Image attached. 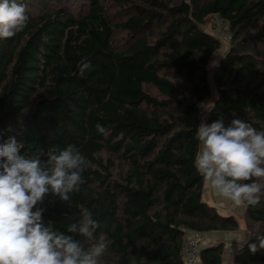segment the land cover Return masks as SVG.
Masks as SVG:
<instances>
[{"label":"trees","instance_id":"trees-1","mask_svg":"<svg viewBox=\"0 0 264 264\" xmlns=\"http://www.w3.org/2000/svg\"><path fill=\"white\" fill-rule=\"evenodd\" d=\"M24 3L27 26L0 39V144L15 136L44 166L74 144L90 161L70 205L46 197L45 223L66 232L88 208L108 244L97 264H184L188 231L237 229L203 197L195 137L202 101L214 104L206 123L240 118L264 131V0ZM217 19L230 38L210 73ZM244 209L248 235L232 264H264V197ZM223 251L202 243L200 260L222 264Z\"/></svg>","mask_w":264,"mask_h":264},{"label":"clouds","instance_id":"clouds-1","mask_svg":"<svg viewBox=\"0 0 264 264\" xmlns=\"http://www.w3.org/2000/svg\"><path fill=\"white\" fill-rule=\"evenodd\" d=\"M26 12L24 0H0V39L24 30L29 21ZM90 68L91 62L82 58L79 75L83 77ZM200 107L210 112L214 104ZM206 119L202 116L196 130L197 172L216 196L234 207L258 204L264 197V131L240 118L227 126L222 119L210 124ZM96 129L107 134L99 123ZM22 148L15 136L0 144V264H97L108 244L103 238L96 241L100 222L88 208H81L80 219L66 232L44 220L46 197L49 204L58 200L70 205L72 195L81 191L90 161L74 144L48 153V166L40 158L26 157ZM257 240L264 249V236ZM250 250L258 249L252 244Z\"/></svg>","mask_w":264,"mask_h":264},{"label":"crops","instance_id":"crops-1","mask_svg":"<svg viewBox=\"0 0 264 264\" xmlns=\"http://www.w3.org/2000/svg\"><path fill=\"white\" fill-rule=\"evenodd\" d=\"M203 197L209 203L214 205L219 212L234 214L238 221L239 227L234 230H219L212 232H205L203 244H218L224 243L223 263L232 264L235 252L239 249L242 243L247 238V228L244 221L245 209L244 207H234L231 202L225 201L216 196L206 185L203 188Z\"/></svg>","mask_w":264,"mask_h":264},{"label":"built area","instance_id":"built-area-1","mask_svg":"<svg viewBox=\"0 0 264 264\" xmlns=\"http://www.w3.org/2000/svg\"><path fill=\"white\" fill-rule=\"evenodd\" d=\"M227 23L217 19V24L212 29L226 45L229 42L230 34H228ZM206 104L205 101H202L201 104ZM206 112L201 108V115H205ZM205 232L191 230L188 231L183 237V244L181 248V255L183 258L184 264H203L200 260V249L203 242Z\"/></svg>","mask_w":264,"mask_h":264},{"label":"rangeland","instance_id":"rangeland-1","mask_svg":"<svg viewBox=\"0 0 264 264\" xmlns=\"http://www.w3.org/2000/svg\"><path fill=\"white\" fill-rule=\"evenodd\" d=\"M207 28L210 29L209 27H207ZM225 45H226V44L223 43L221 49L218 50V51L216 52L214 58L212 59L211 64H210V73L212 72V70H213V68H214V65H215V63H216L218 57L221 55V52H223V49H224ZM203 116H205V115H203ZM201 118H202V116H201Z\"/></svg>","mask_w":264,"mask_h":264}]
</instances>
